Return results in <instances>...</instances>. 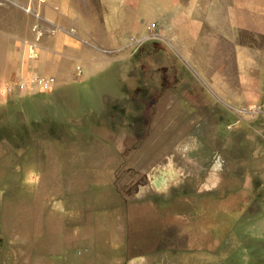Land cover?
<instances>
[{
    "label": "rangeland",
    "instance_id": "1",
    "mask_svg": "<svg viewBox=\"0 0 264 264\" xmlns=\"http://www.w3.org/2000/svg\"><path fill=\"white\" fill-rule=\"evenodd\" d=\"M36 1L0 38L10 264H264V112L233 110L264 99L215 92L167 30L197 39L174 0H75L51 25Z\"/></svg>",
    "mask_w": 264,
    "mask_h": 264
},
{
    "label": "crops",
    "instance_id": "2",
    "mask_svg": "<svg viewBox=\"0 0 264 264\" xmlns=\"http://www.w3.org/2000/svg\"><path fill=\"white\" fill-rule=\"evenodd\" d=\"M39 1L45 4L42 16L49 21L47 24H52L55 15L77 20L70 4L75 0ZM174 3L184 21H190L187 23L193 27L198 41L178 38L175 30L177 25L180 30V20L176 24L168 23L167 30H171L170 34L186 54L206 73L215 92L229 101L246 105L263 100L264 48L242 42L239 35L244 32L264 38V0H174ZM36 4V0H0V38H17L13 33H20L18 29L22 27V18H17L25 17L26 8ZM34 12L27 14L36 18ZM43 18L40 19L46 22Z\"/></svg>",
    "mask_w": 264,
    "mask_h": 264
},
{
    "label": "built area",
    "instance_id": "3",
    "mask_svg": "<svg viewBox=\"0 0 264 264\" xmlns=\"http://www.w3.org/2000/svg\"><path fill=\"white\" fill-rule=\"evenodd\" d=\"M24 44V46L26 47V54L28 52V57L29 58H33L34 56H36V49H37V46H36V43L34 42H28V41H23L22 42ZM26 79V78H24ZM28 83L32 84V85H35V84H38L41 86V91H48L49 89H51V87L54 85V80L51 78V77H39V76H36V77H32ZM28 83H26V85H29ZM20 86H22V84H20ZM250 106V105H249ZM247 109H239V108H233L234 111H237L238 113H245V114H248V113H261V112H264V104L262 105H258L256 107H253V108H250V107H246ZM232 109V108H231Z\"/></svg>",
    "mask_w": 264,
    "mask_h": 264
},
{
    "label": "flooded vegetation",
    "instance_id": "4",
    "mask_svg": "<svg viewBox=\"0 0 264 264\" xmlns=\"http://www.w3.org/2000/svg\"><path fill=\"white\" fill-rule=\"evenodd\" d=\"M0 243H1V239H0ZM0 245H2L0 247V264H10V256L8 255V253L3 252V244L1 243Z\"/></svg>",
    "mask_w": 264,
    "mask_h": 264
},
{
    "label": "trees",
    "instance_id": "5",
    "mask_svg": "<svg viewBox=\"0 0 264 264\" xmlns=\"http://www.w3.org/2000/svg\"><path fill=\"white\" fill-rule=\"evenodd\" d=\"M32 126H35L34 124L32 125ZM30 132H28V134H29Z\"/></svg>",
    "mask_w": 264,
    "mask_h": 264
}]
</instances>
